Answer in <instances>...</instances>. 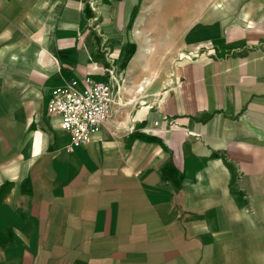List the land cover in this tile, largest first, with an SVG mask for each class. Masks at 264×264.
<instances>
[{"label":"crops","instance_id":"obj_1","mask_svg":"<svg viewBox=\"0 0 264 264\" xmlns=\"http://www.w3.org/2000/svg\"><path fill=\"white\" fill-rule=\"evenodd\" d=\"M0 264H264V0H0Z\"/></svg>","mask_w":264,"mask_h":264},{"label":"built area","instance_id":"obj_2","mask_svg":"<svg viewBox=\"0 0 264 264\" xmlns=\"http://www.w3.org/2000/svg\"><path fill=\"white\" fill-rule=\"evenodd\" d=\"M96 9L95 5L94 11ZM94 20L95 16L89 23ZM111 76L115 80L112 74ZM115 93L110 82L90 79L82 87L71 80L52 92L47 112L61 116L62 126L69 132L70 140L65 147L67 152L72 151L74 146L85 143L89 134L108 120L116 99Z\"/></svg>","mask_w":264,"mask_h":264}]
</instances>
